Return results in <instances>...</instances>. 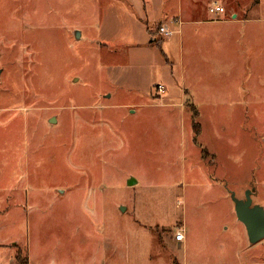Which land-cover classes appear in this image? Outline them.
<instances>
[{"label":"rangeland","instance_id":"obj_1","mask_svg":"<svg viewBox=\"0 0 264 264\" xmlns=\"http://www.w3.org/2000/svg\"><path fill=\"white\" fill-rule=\"evenodd\" d=\"M128 10L0 0V239L55 264H264L231 197L253 191L264 208V63L252 80L204 82L201 31L186 30L180 59L179 36L149 45Z\"/></svg>","mask_w":264,"mask_h":264},{"label":"crops","instance_id":"obj_2","mask_svg":"<svg viewBox=\"0 0 264 264\" xmlns=\"http://www.w3.org/2000/svg\"><path fill=\"white\" fill-rule=\"evenodd\" d=\"M119 1H122L127 10V7H129L128 11L132 13L140 25L145 26L147 35L151 37L149 45L156 44L153 42L160 35V28L172 33L171 36L166 37V41L163 44H166V42L169 44L174 36H179L178 49L180 59L185 58L189 54L185 47L186 30L191 31L190 36L195 33L197 35L201 31L204 82L230 84L237 83L241 78L242 80L243 78L252 80L257 77L255 68L260 63H264V43L259 42L258 34L255 32L256 29L254 27L255 24L261 23L264 19L251 16L253 10L261 6L262 0H259L257 5L246 6L244 8L245 11L242 12H240V9L235 12L234 8L227 11L226 6L230 2L229 0ZM232 1L234 2V0ZM235 1L236 5L240 7V3L237 2L239 0ZM214 4L222 6L225 9V13L211 14L209 9ZM240 25L242 26L239 27ZM248 25L250 26L248 27ZM235 32H237L234 38L236 42L232 44L231 39ZM237 44L240 51L235 49ZM157 46L162 47V44ZM239 52H241L240 56ZM242 53L245 61L251 63L248 75H243V70L241 69ZM180 67L181 73L187 71L185 65ZM166 96L167 90L164 97ZM15 192L17 191L8 189L5 193L6 196H11ZM225 198L227 199L228 196L225 195ZM8 210L9 207L4 209L3 213L8 212ZM173 241L181 248L180 245L185 241V236L181 243L175 241V236ZM56 262V258L53 257L40 261L38 253L34 251L30 243L13 238L9 240L0 239V264H55Z\"/></svg>","mask_w":264,"mask_h":264},{"label":"water","instance_id":"obj_3","mask_svg":"<svg viewBox=\"0 0 264 264\" xmlns=\"http://www.w3.org/2000/svg\"><path fill=\"white\" fill-rule=\"evenodd\" d=\"M128 185H132L131 180ZM252 195L253 191H247L244 199H238L234 194L231 197L237 219L244 225L249 243L256 245L264 240V208L253 204Z\"/></svg>","mask_w":264,"mask_h":264},{"label":"built area","instance_id":"obj_4","mask_svg":"<svg viewBox=\"0 0 264 264\" xmlns=\"http://www.w3.org/2000/svg\"><path fill=\"white\" fill-rule=\"evenodd\" d=\"M209 12L211 14H216L217 15V14L225 13V9L222 6L214 4L209 9ZM159 33L162 34L165 37H169L172 34L171 32L167 31L164 28H160L159 29ZM157 92L160 93V94H164L165 93V88H163L162 86H158ZM183 240H184V233L181 230L177 231L176 234H175V241L181 243Z\"/></svg>","mask_w":264,"mask_h":264},{"label":"trees","instance_id":"obj_5","mask_svg":"<svg viewBox=\"0 0 264 264\" xmlns=\"http://www.w3.org/2000/svg\"><path fill=\"white\" fill-rule=\"evenodd\" d=\"M259 3V0H253V5H257ZM197 116H198V114L196 113L194 116H193V118L195 119V117L197 118ZM193 130H194V132H195V134H196V137L198 136V134H199V131H200V125H199V123L197 124H194V126H193Z\"/></svg>","mask_w":264,"mask_h":264}]
</instances>
